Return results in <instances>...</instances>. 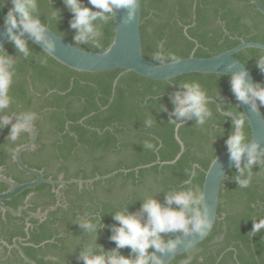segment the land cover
I'll return each instance as SVG.
<instances>
[{
    "label": "trees",
    "instance_id": "16d2710c",
    "mask_svg": "<svg viewBox=\"0 0 264 264\" xmlns=\"http://www.w3.org/2000/svg\"><path fill=\"white\" fill-rule=\"evenodd\" d=\"M259 2L264 8V0ZM84 3L87 4V0ZM38 5L35 14L41 21L81 49L101 52L113 39L112 18L106 24L94 22L103 33L96 46L91 41H75L76 30L70 26L73 13L64 0H38ZM11 7V0H0V24ZM54 11L58 12V17L52 15ZM140 11L142 53L157 64L192 53L197 57H210L241 41L264 44V14L252 0H140ZM27 42L28 56L20 53L12 42L0 52L15 61L9 90L12 103L4 110L5 114L13 117L26 111L36 113L33 124L39 146L33 152L35 157L24 162L29 167L43 169L45 177L56 178L63 173L65 180L100 178L81 186L67 184L64 207L56 205L50 184L23 190L5 203L15 209L34 191L40 193L41 199L32 201L34 207L29 209L37 206L54 209H49L47 218L41 222L31 218L33 229L28 234L24 231L22 216L6 213L5 220L0 218V227L6 230L1 236L8 243L14 237L25 239L28 245L21 248L36 264H84L80 256L90 245L93 254L116 249V243L111 240L113 229L119 224L114 219L116 212L140 213L149 197L166 204L171 191H201L205 170L212 159L227 148L233 119L208 101L212 115L204 124H197L195 118H191L179 126L177 133L184 151L175 162L167 163L180 151L175 126L186 119L181 121L174 116L173 97L177 91H183L184 83L198 82L207 98L215 99L223 111L235 117L243 114L231 90L230 76L189 73L170 80H153L125 72L118 78L113 93V83L122 69L79 72L50 56L42 63L44 51ZM262 52L246 48L236 52L234 57L251 71L254 83L264 84V72L257 66V57ZM173 56L175 59L171 58ZM258 106L264 114V105L258 103ZM149 119L153 121L151 125L147 123ZM0 129L5 135L11 126ZM245 130L250 136L248 123ZM22 135L21 142L27 137L26 133ZM147 141L154 145L152 149L145 147ZM11 142L2 140V146L9 147L0 149V163L11 158ZM193 169L195 176L191 175ZM251 172V185L240 188L236 180L239 173L235 168L230 170L220 188L217 219L211 232L171 264H264V230L254 235L251 232L253 219L264 217V164L257 163ZM108 174L111 175L103 178ZM33 177L21 172L15 180L26 182ZM6 187L0 182V191ZM172 207L178 206L173 204ZM143 219H147L146 214ZM81 220L96 223L95 233L86 231ZM180 234L161 235L167 241ZM4 250L7 252V248ZM148 251L151 253L153 249ZM118 252L135 258L130 247L120 248ZM10 259L27 264L14 248Z\"/></svg>",
    "mask_w": 264,
    "mask_h": 264
},
{
    "label": "clouds",
    "instance_id": "9594fccd",
    "mask_svg": "<svg viewBox=\"0 0 264 264\" xmlns=\"http://www.w3.org/2000/svg\"><path fill=\"white\" fill-rule=\"evenodd\" d=\"M12 7L3 17L7 25V33L15 48L25 56L30 49L24 33H28L37 41H43L47 46L42 63H46V57L51 56L55 45L46 35V25L36 11L38 0H11ZM65 5L73 13L70 22L71 28L76 30L74 39L77 42L89 43L99 46L103 35L94 23L102 21L106 24L114 16L117 9H127L124 23H130L136 13L139 0H64ZM58 17V12H53ZM19 30L18 32L16 30ZM175 59V57H171ZM15 61L8 55L0 53V127L7 126L12 115L5 114L6 109L12 103L9 90L14 78ZM257 66L264 72V52L257 57ZM231 90L238 102L249 104L256 111L259 105H264V84L250 82L247 72L240 70L230 77ZM258 102V103H257ZM175 105L173 114L177 120L195 118L197 124H204L212 115L208 106L207 93L198 82H186L183 91H177L173 97ZM16 115V122L11 125L9 140L17 141L24 133L31 132V126L35 122L36 113L31 111L21 112ZM151 125L153 121L147 120ZM247 121L243 115L236 114L233 119V131L226 140V146L230 159L234 161L235 169L239 173L236 177L240 188H248L253 180L251 169L257 163L264 164V155L261 154L258 142H250L251 136L246 132ZM175 124V121H173ZM145 147L152 149L154 145L147 141ZM246 162L242 164L244 157ZM196 175L195 169L191 172ZM190 183V181H189ZM175 204L178 207L173 208ZM203 193L197 189L171 191L166 197V204H161L157 199L149 197L142 204L140 213L116 212L114 219L119 222L114 227L111 240L116 243V249L107 253L101 251L93 254L91 245L81 253L80 258L84 264H162L156 252L175 251L178 241L164 240L163 233L179 232L185 235L199 233L202 237L212 227L210 212L202 211ZM146 214L147 219H143ZM98 222V221H97ZM81 226L89 232L95 233L97 224L92 220H81ZM264 230V217L253 219L251 232L257 234ZM191 243V242H189ZM130 247L135 258L121 255L118 249ZM149 248L153 249L149 253Z\"/></svg>",
    "mask_w": 264,
    "mask_h": 264
},
{
    "label": "water",
    "instance_id": "95a60500",
    "mask_svg": "<svg viewBox=\"0 0 264 264\" xmlns=\"http://www.w3.org/2000/svg\"><path fill=\"white\" fill-rule=\"evenodd\" d=\"M253 4L257 9L264 14V8L260 4L259 0H252ZM127 9H117L114 12L113 25H114V35L109 46L101 52H92L81 49L78 46L73 45L69 41L65 40L63 37L59 36L53 32L50 28L46 27V35L49 39L54 42V49L51 51V56L54 60L60 64L79 72H102L111 69H122L123 71L117 76L113 83V93L117 83L118 78L125 72H134L140 76L153 79V80H170L172 78L189 74V73H215L221 75L230 76L237 71L245 70L247 72V79L254 83V79L251 71L238 59L234 57V54L240 50L246 48H255L264 51V44L259 42H246L241 41L235 47L215 54L210 57H197L193 53L188 57L176 59L168 62H161L159 64L154 63L143 56L142 44L140 36V24H141V11H140V0L134 15V18L130 23H124V18L127 16ZM19 31L18 29L16 30ZM24 38L27 41L38 46L44 52L46 50V45L43 41H37L34 37L30 36L28 33H24ZM11 42L10 36L7 33V25L3 22L0 24V52L3 48ZM208 101L214 102L217 109L224 115L235 119L236 117L227 111L221 109L220 104L213 98H208ZM242 114L244 115L248 126L250 128V142H258L261 154L264 155V114L258 106V110L254 111L249 104L239 102ZM190 119H186L183 122L176 124L175 126V139L180 145V151L171 162H175L178 157L184 151V144L178 136L179 126L186 124ZM16 122V119L10 120L9 124ZM36 140V129L32 125L30 132V139L27 143L18 146L15 149L13 159L17 166L25 171L26 173L35 176V179L17 184L13 180L6 178L0 174V180L9 184L11 188L5 192L0 193V208L4 211H8L13 215H19L21 209L17 211L5 206L3 200H8L16 194L22 192L25 189H31L41 183H48L50 185L55 184H67V183H92L93 181L99 179L97 176L93 179H70L64 180L45 178L41 170L28 167L21 160V153L28 148L34 146ZM247 157L245 156L242 160V164L246 162ZM235 168L234 161L230 159V154L228 149L222 150L218 155H216L210 162L208 168L205 170L204 179L202 183L201 191L203 193V205L202 211L204 209L209 210L210 218L212 220V227L208 230L205 236H201L199 233H192L189 235L180 234L171 240L178 241V245L175 251L172 252H156V256L160 257L162 264H171V262L179 255L186 253L187 251L195 248L199 243H201L211 232L214 223L217 219V209L219 203V193L221 185L225 182L229 175L231 169ZM111 174L103 176L109 177ZM59 205V204H57ZM49 209H54L50 207ZM46 209L42 215H46L49 211ZM32 216H38L36 214H30ZM191 242V243H189ZM20 256L29 264H36L33 260L27 257L22 249L15 244Z\"/></svg>",
    "mask_w": 264,
    "mask_h": 264
},
{
    "label": "flooded vegetation",
    "instance_id": "af4514ba",
    "mask_svg": "<svg viewBox=\"0 0 264 264\" xmlns=\"http://www.w3.org/2000/svg\"><path fill=\"white\" fill-rule=\"evenodd\" d=\"M16 119V116H13L12 117V119ZM11 119V120H12ZM9 126H11L12 124H8ZM33 126L35 127V125L33 124ZM35 129H36V127H35ZM3 131V130H2ZM5 132V131H4ZM0 135L2 136L3 135V132H1V129H0ZM9 135H10V131L9 132H7V134H5V135H3L2 137L0 136V149L2 148V149H4V150H7L8 149V147H9V145L7 146V145H4V146H2V140H7V139H9ZM26 135H27V137H26V140L25 141H23V142H21L22 140V137H24L23 135H21L20 136V138L17 140V144H13L14 142H11L10 144L13 146V153H12V155H11V158L10 159H5V162H2V163H0V174L2 175V176H5L6 178H9V179H11V180H13L15 183H17V184H21V183H26V182H30V181H32V180H34L35 179V176L34 175H32V174H29V173H26L25 171H23V170H21L18 166H17V164H16V162L14 161V159H13V155H14V152H15V149L18 147V146H21V145H23V144H25V143H27L28 141H29V139H30V133H26ZM21 140V141H20ZM19 141V142H18ZM36 141H37V129H36V140H35V143H34V146L33 147H31V148H28L27 150H25V151H23L22 153H21V160H22V162L25 164V165H27L24 161L25 160H28L29 158L31 159H33L35 156H34V154H33V152L34 151H36L37 149H38V144L36 143ZM12 163H14L15 165H12ZM28 166V165H27ZM29 167V166H28ZM32 168V167H31ZM35 169H37V168H35ZM38 170H41L42 171V173H43V176H44V172H43V169H38ZM21 172H24V174H27V175H32V176H34L32 179H30V180H28V181H26V182H17L16 180H15V177L16 178H18V176H21ZM24 176H26V175H24ZM45 177V176H44ZM45 178H51V179H59V178H62V179H64V176H63V173H59L58 175H57V177L56 178H52V177H45ZM79 179V178H78ZM65 180V179H64ZM70 180V179H69ZM0 182L1 183H4V184H6V189L5 190H3V191H0V193L1 192H5V191H7V190H9L10 188H11V186L9 185V184H7V183H5V182H3V181H1L0 180ZM85 183V182H84ZM41 184H43V183H41ZM45 184H48V183H45ZM67 184H70V183H67ZM67 184H55V185H51L52 186V192H54V194H55V197H56V205L57 204H59V205H57V206H66V204L64 203L63 204V201H64V195H65V192H64V188H65V186L67 185ZM79 186H81V184H79V183H77ZM40 185V184H39ZM38 186V185H37ZM36 187V186H35ZM34 187V188H35ZM31 189H33V188H31ZM26 190V189H25ZM21 193V192H20ZM20 193H18V194H20ZM18 194H16V195H18ZM15 195V196H16ZM15 196H13V197H15ZM13 197H11L10 199H12ZM10 199H8V200H10ZM39 199V201H40V199H41V195H40V193H36V192H34V191H30L26 196H25V198L23 199V204H21V205H19L17 208H12L10 205H8V204H6L5 202L6 201H8V200H3V204L5 205V206H7V207H9V208H11V209H13V210H15V211H17L18 209H21V213L19 214V215H13V214H11V213H9L8 211H4V210H2L1 208H0V218L1 219H3V220H5L6 218H5V214L6 213H9L10 215H12V216H22L23 218H24V224H25V227H24V231L26 232V234H28V232H29V230H32L33 229V226H32V223H30V219L31 218H35V219H38L39 220V222H41V221H43V220H45L46 218H47V215L48 214H46V215H42V213L46 210V209H49V206L47 207V208H42L41 206H37L34 210H31V209H29V207H34V205H33V203H32V201H36V200H38ZM25 213V214H24ZM30 214H36V215H38V216H32V215H30ZM6 230L4 229V228H2V227H0V264H19V263H17L16 261L14 262V260L13 259H10L9 260V256H10V254H11V250L14 248V249H16V247L14 246L15 244H17L20 248H21V245H28V243L27 242H25V239H23V238H20V237H14V238H12V241H11V243H8L7 241H5L4 239H3V237L1 236V235H3V233L5 232ZM4 247L5 248H7V252L4 250ZM22 249V248H21ZM16 251L18 252V250L16 249ZM22 251H23V249H22ZM24 252V251H23ZM25 254V253H24ZM18 255L20 256V254H19V252H18ZM26 255V254H25ZM27 256V255H26ZM21 257V256H20ZM28 257V256H27ZM22 258V257H21ZM30 258V257H29ZM31 259V258H30ZM22 260L25 262V263H27V264H29L28 262H26L23 258H22ZM31 260H33V259H31ZM34 261V260H33ZM35 262V261H34ZM36 263V262H35Z\"/></svg>",
    "mask_w": 264,
    "mask_h": 264
}]
</instances>
